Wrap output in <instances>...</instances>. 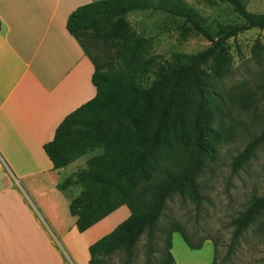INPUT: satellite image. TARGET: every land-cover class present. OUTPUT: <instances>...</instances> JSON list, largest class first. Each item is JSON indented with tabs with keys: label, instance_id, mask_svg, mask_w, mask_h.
<instances>
[{
	"label": "trees",
	"instance_id": "1",
	"mask_svg": "<svg viewBox=\"0 0 264 264\" xmlns=\"http://www.w3.org/2000/svg\"><path fill=\"white\" fill-rule=\"evenodd\" d=\"M220 1L231 5L237 22H216L211 27L185 0H93L67 15V31L92 62L95 92L60 119L42 147L53 168L99 149L85 159L83 167L57 183L59 189L80 185L68 203L78 231L119 205L128 208L123 220L88 244V264H113L109 257L116 252L121 254L120 264H129L143 232L148 247L156 230L164 234L156 264L172 263L173 231L191 248L205 239L191 242L178 222L168 221L163 227L157 222L166 199L174 194L198 206L197 177L214 161L219 143L232 136L231 125L222 126L221 119L231 109L252 108L256 100L252 88L223 90L217 79L230 70L228 38L252 27L263 29L264 10H249L244 0ZM143 9L177 16L183 36L188 31L200 33L208 45L194 52L172 51L167 58L152 52L150 38L137 34L123 18L129 11ZM95 40L102 45L101 54L88 49ZM251 50L264 61L262 43L255 41ZM149 74L151 79L144 83ZM258 78L255 86L264 94V69ZM263 140L264 123L231 157L230 169L240 168ZM258 218L255 231L264 235V190L231 218L229 246ZM223 261L224 257L216 261L213 243L210 264Z\"/></svg>",
	"mask_w": 264,
	"mask_h": 264
},
{
	"label": "crops",
	"instance_id": "2",
	"mask_svg": "<svg viewBox=\"0 0 264 264\" xmlns=\"http://www.w3.org/2000/svg\"><path fill=\"white\" fill-rule=\"evenodd\" d=\"M89 1L0 0V264H88L84 236L104 217L78 231L68 203L80 185L57 187L99 149L53 168L42 147L95 92L92 62L65 27ZM204 246L171 243V264H210Z\"/></svg>",
	"mask_w": 264,
	"mask_h": 264
},
{
	"label": "rangeland",
	"instance_id": "3",
	"mask_svg": "<svg viewBox=\"0 0 264 264\" xmlns=\"http://www.w3.org/2000/svg\"><path fill=\"white\" fill-rule=\"evenodd\" d=\"M185 1L200 13L211 27H214L216 22L235 23L239 20L226 1ZM244 2L249 10H264V0ZM123 18L135 28L137 34L149 37L152 52L163 58L169 57L172 51L194 52L209 43L203 35L194 31H188L183 36L178 26L181 19L165 11L132 10L125 13ZM255 41L264 45V28L252 27L229 37L230 70L225 76L217 79L218 87L223 90L236 91L242 85L252 88L256 99L254 106L248 110L231 109L229 114L221 119L222 126L231 125L232 136L219 143L214 161L206 165L197 177L201 196L198 206L187 197L174 194L166 199L157 222L159 227L165 226L168 221L178 222L194 243L205 237L201 243L210 249L214 243L216 261L224 257L223 264H264V235L255 231L259 218L244 228L229 246L233 228L231 218L253 195L264 190V140L255 147L240 168L235 171L230 169L231 157L242 148L249 135L257 133L264 123V94L255 86L259 81L260 69H264V61H260L251 50ZM94 43L96 44L88 45L90 53L101 54L102 45L99 40H95ZM150 79L149 74L144 83ZM69 165L67 169L73 168V164ZM127 215L128 208L123 204L119 205L104 216L84 239L93 242ZM163 237L164 234L156 230L148 247L145 243L146 234L143 232L134 245L129 264H156ZM74 243L78 244L81 241L76 242L74 239ZM171 243L185 242L178 231H173ZM109 259L113 264H120L121 254L116 252Z\"/></svg>",
	"mask_w": 264,
	"mask_h": 264
}]
</instances>
